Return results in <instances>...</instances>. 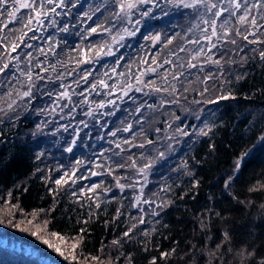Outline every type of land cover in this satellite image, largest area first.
I'll return each mask as SVG.
<instances>
[{"label": "trees", "instance_id": "1", "mask_svg": "<svg viewBox=\"0 0 264 264\" xmlns=\"http://www.w3.org/2000/svg\"><path fill=\"white\" fill-rule=\"evenodd\" d=\"M159 1L163 2L160 14L152 12L146 16V26L136 36L162 33L167 37L162 38V46L161 42L152 45L151 38H117L119 33L111 35L116 38L97 41L80 38L71 21L67 27L54 24L55 45L41 47L34 25L28 31L23 23L6 22L5 16H0V66L9 64L0 73V221L5 223H0V236L9 240L10 236L25 237L28 243L50 249L32 231L39 228L44 236L56 231L71 238L86 229L83 243L76 250L81 264L90 256L100 257L103 264H126L129 254L133 264H149L154 256L157 264H255L264 257V190H249L264 184V140L260 139L264 134V60L259 57L264 43L252 44L236 36L237 28L248 33L235 24L230 38L237 43L221 39L216 46L213 59H220L219 65L203 63L206 56L196 61L187 46L189 37H185L187 28L192 26L188 17L195 9L178 6L174 0ZM115 2L111 0L106 8L104 26L116 13ZM257 24L261 29L257 37L264 40V15ZM22 32L27 35L16 51L6 49L5 45ZM257 37L249 36V40ZM116 40L119 47L114 46L115 55L110 47ZM28 42L33 44L31 49L25 48ZM23 49L35 51L33 63L22 61ZM148 51L149 56L143 59ZM84 52H89V60H84ZM96 52H105L104 63L119 59L118 73L125 80L116 95L109 84L101 91L96 89L101 76V66L91 71L98 60ZM18 54L23 68L32 63L31 96L20 95L29 87L26 76H21L17 85L8 81L17 66V59L12 57ZM189 62L197 67L188 68ZM151 67H157L155 74L147 71ZM179 73L183 75L173 80ZM130 74L132 79L128 80ZM205 76L214 79L205 83ZM238 76L242 78L237 79ZM157 87L168 91H156ZM173 87L175 92L171 91ZM65 90L69 96L59 97ZM222 91H230L235 98L209 103L208 107L206 99L214 100ZM206 93L212 96L204 99ZM112 97L113 105H96ZM12 101L15 103L9 110L7 104ZM203 101L215 115L209 117L212 132L209 136H196L195 132L204 127ZM187 123H194L195 127L187 129ZM37 125H41L39 130ZM129 125V131H124ZM177 129H184L189 135H181ZM75 138L77 148L67 151ZM104 139L109 147L102 161L101 178L97 183L94 180V184H102L97 189L100 208L95 207V197L88 199L91 193L81 194L83 181L69 180L54 195V181L64 175L66 166L83 155L88 146L94 148ZM149 140L152 143H147ZM117 144L121 147L117 148ZM141 144L144 147H139ZM250 149L252 154L226 188L224 182L235 160ZM41 152L43 155L37 160ZM133 160L136 167H128ZM148 161L152 163L144 177L137 169ZM117 164L125 166L116 167ZM109 167L114 168L112 174L107 171ZM115 177H122L120 182L126 185L123 190L116 186ZM137 181L136 187H127ZM140 185L143 192L136 206ZM104 188L111 191L105 192ZM168 201L171 203L167 207H157ZM141 218L144 223H138ZM134 223L137 226L130 233L131 239L124 238L123 232ZM16 224L20 226L15 227ZM25 228L29 231L22 230ZM225 232L229 235L227 241ZM117 239L121 244L113 245ZM172 248L176 249L174 255L166 260L159 258L161 251ZM253 251L254 257L247 255ZM56 254L62 263L73 264ZM0 264L33 261L23 252L0 245Z\"/></svg>", "mask_w": 264, "mask_h": 264}, {"label": "snow or ice", "instance_id": "2", "mask_svg": "<svg viewBox=\"0 0 264 264\" xmlns=\"http://www.w3.org/2000/svg\"><path fill=\"white\" fill-rule=\"evenodd\" d=\"M146 2V0H117V4L119 7V12L117 13V16H119L121 13H124L125 15L130 16L131 15V11L133 9H135L137 7L138 4L140 3H144ZM154 2V0H153ZM174 2L178 5V6H183L185 8H195L197 7V5H204L206 8L207 13H211L213 15V17L215 18H219L222 16L223 13L225 12H229L230 9L229 7H222V6H218L216 3H212L211 0H191V2H186V0H174ZM224 0H221V3H223ZM228 4L231 6V8L233 9V11L231 12L232 15H235V11L234 10H239L241 8H243V14L239 15L238 17V23L240 24H249L254 28H258L259 25L257 24V18L256 16H253L252 13V9H259L261 7H264V2H262V0H257L256 3H253L251 5H248L246 2L245 3H241V0H227ZM10 5V10L8 8V6ZM46 5L48 7H46ZM65 6L64 0H0V16H4L5 12L7 13V19L11 22V21H15L17 19V13L20 12L21 9H28L29 10V15L27 16V22L23 25L24 28H26L28 31H32V23L35 22L37 25H42L44 23V18L49 17L51 14H56L59 15V13L57 12V8H62ZM215 9V11H213ZM148 13L145 12L144 15H147ZM213 18L211 20H203V23L206 25H209L211 28V35H204L203 39L208 40L211 42L212 37H216L217 41L223 39L225 41L230 42L231 44H236L237 41L235 39H231L230 38V34L233 32V29L230 27H226V25L228 24V21L225 20L223 24L220 25V27L223 29V36H219L217 33V20ZM131 22V21H129ZM54 23V21H53ZM138 23V22H137ZM6 27V25H5ZM66 30V29H65ZM97 31V28H91L90 32L94 33ZM104 31H109V29H104ZM127 31V29L125 30ZM207 31V29H205V32ZM135 32H128V35H134ZM27 35V32H22V34L16 38V40L12 41L10 45H5V48H9L11 49L12 52H15L16 49L20 46V43L23 42V38L24 36ZM235 35L236 36H241V38L244 41H248L249 43L252 44H257V43H264V40H260L259 38L254 39V40H249V35H254V33H248V34H243L239 28L235 29ZM33 39H35L36 37L33 36ZM153 41H157L160 39L159 36L153 37L152 38ZM19 41V43L17 42ZM172 41L169 40L168 43H171ZM0 43H2V41H0ZM192 43H196L199 44L200 41L199 40H194L192 41ZM216 43H210L209 46V50L206 53L204 48H201L195 55L196 57H199L201 55L206 56V59L203 61V63H213V64H217L219 65L221 63L220 59H213V53L211 52L212 48H216ZM182 51L184 49H181ZM253 51H255V49H253ZM99 54V53H98ZM110 54V53H109ZM29 56H31V54L29 53ZM259 57L261 60H264V51H260L259 52ZM195 58V57H194ZM12 59H16V57H12ZM166 63H171V61H165ZM153 63H156V60H153ZM9 67L8 63H4L2 66H0V73H3L5 71V69H7ZM188 68H196L197 64L195 63H191L189 62L187 65ZM147 71H152L155 72L156 69L155 68H149ZM24 75L27 77V80L29 82V87L28 90L23 91L22 93H20V95L22 96H31L32 94V74L31 72L28 73H24ZM179 75H183V73H179L173 76V80L178 79ZM38 79H43V77H39L37 76ZM87 77H83L82 79H86ZM242 77H237V79H241ZM165 81H167V77L164 78ZM210 79H214V77L212 76H205L204 77V82L206 83L208 80ZM137 80L139 81V77H137ZM101 85H103L104 87H107V85L105 84V82L103 80H101L99 82ZM227 83V81H226ZM93 88H95V85H93ZM221 89H223V84L221 85ZM140 90V89H137ZM156 91H168L167 88H159L157 87L155 89ZM187 90V89H185ZM172 92H175L176 89L175 87H173L171 89ZM208 88L205 86L204 88V92H207ZM69 93L67 92V90H65L64 92L59 93V97L63 98V97H68ZM235 97L233 96V94L228 91V92H224L222 91L220 95H218L216 97V99L214 100H209L207 101V103H217L218 101H224V100H229V99H234ZM15 101H12L10 103L7 104V108L9 110L13 109V105H14ZM101 107H103V104L100 105ZM139 110V109H138ZM0 111H2V109H0ZM91 114V113H89ZM178 119V117H177ZM41 128V125H37V129L39 130ZM131 128V125H129L128 127L124 128V131H129V129ZM157 131H159V129H157ZM177 131L181 134V135H189V133L184 130V129H177ZM212 132V126L210 125H205L203 128H200L198 130V134L202 135V136H209V134ZM113 135H115V133H113ZM261 140H264V134L261 135L260 137ZM74 143V141H73ZM125 143H129L128 141H125ZM147 143H152V141H147ZM117 148H120V144L116 145ZM139 147H144L143 144L139 145ZM123 150V149H122ZM67 151L71 152L72 148L69 147L67 149ZM43 155V153H39L36 156V159L39 160L41 158V156ZM161 155H163V153H161ZM248 155V152H244L242 153L239 157H237L236 161H235V165H234V172H238L241 167H242V163L244 160V157H246ZM82 162L81 161H76V165L79 166ZM151 161H148V163H145L142 167H139L137 169L138 173L143 174L144 177H146V173L147 170L151 167ZM125 165L122 164H117L116 167H124ZM128 167H136V161L133 160L131 164L128 165ZM39 171V169H37ZM76 171H77V167H74L71 171V173L69 172H65L64 175L60 176L58 179H56L54 181V184L57 186L55 189H53V194L56 195L59 192V189L64 185L67 184L69 182V180L72 181V183L76 182V179H85L86 177H76ZM109 174H112L114 172V168L109 167L107 169ZM100 173L95 172V171H91L90 175H99ZM47 179V177L45 178ZM122 177H115L116 180V186L123 190L126 185L121 183ZM233 180V176H229L228 179L224 182L225 183V187L228 188L230 187V182ZM137 184H139V181H137L135 184H129L127 185V187H136ZM102 187V184H92L90 187H88L87 189H81V194L83 195L84 193H91L92 195L88 197V199H92L93 197H95V207L98 209L101 206V201L99 200V193L97 192V189H100ZM141 188V194L136 196V201L138 202L136 206H138L139 202L141 201V196H142V192H143V186L140 185ZM250 191H259V190H264V184L259 185V186H254L252 188L249 189ZM103 191L107 192V191H111L110 188H104ZM9 195H11L9 193ZM73 196H76V193L73 192ZM77 199H79V197H77ZM143 203H150V201L148 200H143ZM171 203V201H168L167 203L165 202H161L159 205H157L158 208H164L167 207V205ZM264 206V205H262ZM154 215H157L158 213H153ZM33 217L36 216V213L32 214ZM120 215V210L117 209V216ZM216 215H220L219 213H216ZM0 223H3V221H0ZM9 223H11V221H9ZM23 223V221L21 222ZM27 223H32V221H27ZM45 224L48 223V221L44 222ZM86 223V221H85ZM138 223H144V220L141 218L138 220ZM15 227H19V224L14 225ZM136 224H132L127 231L123 232V237L124 238H128L131 239L130 237V233L133 231L134 228H136ZM203 227V225H202ZM24 231H29V229L25 228L22 229ZM86 232V229H81L79 233H77L76 237H66L64 235H62L60 232H56L53 231L49 234V236H44L41 235V229L37 228L36 231H32V235L36 236L37 239L42 240V242L47 245L50 249H52L54 252L58 253L60 256H62L64 258V260L66 261H72L73 264H81L80 262V258L77 255L76 250L80 247V245L83 243V237L84 234ZM145 235H148V233H145ZM224 240L227 241L229 239V235L227 232H225L223 234ZM54 238V239H53ZM71 239V243H67V241ZM113 245H120L121 244V240L117 239V240H113L112 241ZM218 248L220 247L219 245L217 246ZM103 250V249H101ZM176 252L175 248L170 249L169 251H161L159 253V258L162 259H168L169 256L174 255ZM248 256L250 257H254L255 256V252H249L247 253ZM120 257H117V260H119ZM157 257H152L149 260V264H157ZM91 262V264H103V262L100 260V257L98 256H90L88 258H85V264H88V262ZM125 261L126 264H133L132 261V257L131 255H127L125 257ZM109 264H111V262H109ZM255 264H264V257H259L258 260H256Z\"/></svg>", "mask_w": 264, "mask_h": 264}, {"label": "rangeland", "instance_id": "3", "mask_svg": "<svg viewBox=\"0 0 264 264\" xmlns=\"http://www.w3.org/2000/svg\"><path fill=\"white\" fill-rule=\"evenodd\" d=\"M92 1V4L95 6L94 2L97 3H101L102 0H90ZM105 1V0H104ZM168 1V0H166ZM186 2H191V0H186ZM212 3H216L218 6H222V7H229L230 11L229 12H225L222 14L221 17L219 18H215L213 17V15L211 13H207L206 8L204 5H197V7L193 8L195 9V13L192 12V16L188 17V20L191 19V23L192 26L189 28H187V31L185 33V37L188 38L187 41V46L188 48L191 50L193 59L198 61L201 59V57H203L204 55H201L199 57H196V53L201 49L204 48L205 52L207 53L209 50V46L210 43H216V45L218 44L219 41H217L216 37H212L211 42L208 40L203 39L204 35H211V28L209 25H206L203 23V20L207 19V20H211L213 18H215L217 20V33L219 36H223V29L220 27L221 24L224 23L225 20L228 21V24L226 25V27H230L233 28V26H235V24H238V26H240L243 30H245L247 33H254V35H249L250 37H254L258 34H260L261 29L258 28H254L249 24H240L238 23V17L239 15L243 14V8L239 9V10H234L235 11V15H232L231 12L233 11V9L231 8V6L228 4L227 0H224L223 3H221V0H211ZM247 3L248 5H251L253 3H256L257 0H241V3ZM262 2H264V0H262ZM107 3V4H106ZM109 0H106L104 2V8H106L109 4ZM207 3V0H206ZM76 4V3H75ZM114 5L117 6V10L116 13L112 16L110 24H112L110 26V24L108 26H104V28H108L109 31H106L108 33V36L106 33L103 32V28L102 29H98L99 25H101L100 22V17H94L92 16V12L88 15L87 17V21L85 24H83L82 28L78 27V20L76 21L75 24H73L72 26L77 27V34L79 35L80 38H93L95 39V41H97L98 38H116L113 37L111 35H114L115 33H119L120 36H117V38H127L128 32H133L136 30H139L141 28H143L144 26H146V21L147 18L146 16H149L150 13L152 12H156V15H159L161 10H162V6H163V2L159 1V0H146V2L141 3L140 7H136L135 9H133L131 11V15H125L124 13H121L119 16H117V13L119 12V7L117 4V0L115 3H113ZM91 3H88V6H90ZM9 10H10V5L8 6ZM24 10V9H21ZM20 10V11H21ZM104 10V9H103ZM215 11V9L213 10ZM27 12V14H29V10L26 9L25 11H23L22 14H25ZM147 12V15H144V13ZM253 16H256L257 18V23H258V19L264 15V7H261L259 9H252V13ZM5 17L3 18L4 21H9L7 19V13L5 12ZM26 19V20H25ZM55 16H49L47 19L44 18V23L42 25H37L35 22L32 23V25H34V34L37 35V37L39 38V44L41 47H47V46H51V45H55V39H56V31L53 30V25L55 24L56 26H58V23H55ZM146 20V21H144ZM1 21V19H0ZM54 21V23H53ZM130 22V25H126L127 22ZM16 23H23L25 24L27 22V17L22 18L21 16L19 17V13H17V19L14 21ZM25 22V23H24ZM138 22V23H137ZM11 23V22H10ZM91 28H97L98 31L91 33L90 29ZM127 29V31H125ZM205 29H207V31L205 32ZM139 32V31H138ZM159 36L160 39L156 41V44L158 42H161L162 38H167L165 36H163L162 33H157V34H153L151 39L153 37ZM6 38H10L8 37V35H6ZM258 38V37H257ZM194 40H199L200 43L196 44V43H192V41ZM164 43V41H162L160 43V46H162V44ZM112 46L110 47V49H112L111 51L116 55V49L114 46L117 45V47H119V44H117V40L115 41V43L111 44ZM33 46V44H31L30 42L27 43V45L25 46V48L31 49ZM216 48H212L211 52L214 54ZM24 52V58L22 59V61L24 59H26L29 62L33 63V60H35L34 58V54L35 51L32 50H27L25 51V49H23ZM29 53L31 54V56H29ZM97 55L96 57L98 58V60L96 61V64L94 66H92L91 71L95 70L98 68V66H101V69H99V71L101 72V76H100V80H103L105 82V84H109L110 87L112 88V93L113 95H116L119 91V87L121 85V83H123V81L125 80V77L121 74L118 73V65H119V59L118 57L114 58V59H108V61H106L104 63L103 57L105 52H96ZM99 53V54H98ZM113 53L110 54V56L113 55ZM149 51L145 54V56L143 57V59H146L149 56ZM109 54V53H108ZM107 56V53L105 54ZM100 57V58H99ZM195 57V58H194ZM84 60H89V52H84V56H83ZM16 59H17V66L15 67V70H11L10 72V78H9V82H11L12 85H17L18 82L21 80V76H25L24 73L27 72H31V67H32V63H30L28 65V67L26 66V68L21 65V58L18 55H16ZM97 66V67H95ZM201 64L199 65L198 69L201 68ZM152 68H156V71L158 70L157 67H152ZM127 74V73H126ZM140 73H138V75H140ZM129 79H132V75H128ZM101 87H103V85H101L100 83H98V85L96 86V89L98 91H101ZM212 95L210 93H206L204 95V99H206L207 97H211ZM206 101H209L206 99ZM115 103V98H109L108 101H103L100 103H97L96 105L99 104H103L104 105H113ZM204 101L202 102V109L204 111L205 114L202 115L203 118V122H204V126L207 124L209 125V117H214L215 115L213 114V110L209 109L208 107H210L211 105L208 103V107L205 106ZM104 114V112H103ZM187 129H191L195 127V124H189L187 123ZM92 130H90L91 132ZM89 132V133H90ZM86 137V142L87 139L89 138V134ZM195 135H199L198 131L195 132ZM99 139H102L101 137ZM77 138L72 139L70 141V145L69 147L72 148V150H75L78 146V142H77ZM74 141V143H73ZM101 143L97 144L96 143V147L91 148V147H87L86 151L83 153V155L79 154L76 157V160L74 162L69 163L66 168H65V172H69L71 173L72 169L74 167H77V171H76V177H86L85 179H76V182H80L83 181V186L81 187V189H86V187L88 185H92L94 184V180L95 183H97L99 181V178H101L100 174H101V170L104 167V163L102 162L104 160V155L106 152V149H108L109 147V143L106 141V139H104V143L103 140ZM68 147V148H69ZM248 152V155L246 157H244L243 162L252 154L253 149H250ZM76 161H81L82 163L77 166L76 165ZM236 161V160H235ZM243 164V163H242ZM234 167L231 169L230 172V176H235L237 174V172H234ZM91 171H95L100 173L99 175H90ZM92 182V184H90ZM80 189V191H81ZM151 207V206H150ZM154 211V208H151ZM5 224V223H2ZM10 236V235H9ZM5 237V236H4ZM12 238V240H9V243H11L12 241L17 243L20 242L22 245H31L34 248L38 249V255L33 257L32 254L27 255L25 254V250L23 249L21 252H23L25 255H27L30 259H32L33 264H50V259H52L51 264H64L62 263V261L59 259L58 255L54 252L51 251V249L45 248V247H38L35 244H31L28 243L27 239L25 237L23 238H19L18 236H10ZM35 258V259H34ZM104 262L106 263V258H104ZM109 264V263H106Z\"/></svg>", "mask_w": 264, "mask_h": 264}, {"label": "flooded vegetation", "instance_id": "4", "mask_svg": "<svg viewBox=\"0 0 264 264\" xmlns=\"http://www.w3.org/2000/svg\"><path fill=\"white\" fill-rule=\"evenodd\" d=\"M105 1L102 0L101 3L94 2V4H95V6H94L92 4V1H90V0H64L65 6L62 8H57V12L59 13V15L51 14L50 17L55 16L56 17L55 23L59 22L58 26L64 25L65 27L69 26L71 21H73L75 24L76 21L78 20V27L82 28L83 24H85L87 21L88 15L92 12V16L100 17L101 25L99 28L100 29L103 28V32L107 34V32L104 31V29H105L104 25L106 24V15H107V13L105 12L107 7L104 8V2ZM110 1L111 0H109V2ZM88 3H91V5L88 6ZM140 5H141V3L138 4L137 7H140ZM46 7H48V6L46 5ZM25 10L26 9L21 10L19 12V17L20 16L22 18L27 17V15H28L27 12L25 14H22L23 11H25ZM47 18L48 17H46L45 19H47ZM144 21H146V20H144ZM138 31H140V29L133 31V32H135V34L129 35L127 38H151L152 37L148 34L137 37L136 34L139 33ZM86 38H87V35H86Z\"/></svg>", "mask_w": 264, "mask_h": 264}, {"label": "water", "instance_id": "5", "mask_svg": "<svg viewBox=\"0 0 264 264\" xmlns=\"http://www.w3.org/2000/svg\"><path fill=\"white\" fill-rule=\"evenodd\" d=\"M156 69V68H155ZM0 245L2 247H10L11 249H17V251L21 252L23 249L25 250V254L30 255L32 254L33 257L38 255V249L34 248L31 245H22L20 242H11L9 243V238L8 237H3L0 236Z\"/></svg>", "mask_w": 264, "mask_h": 264}]
</instances>
